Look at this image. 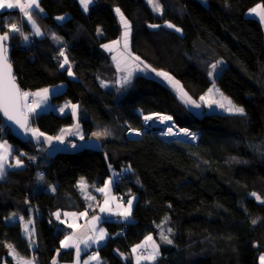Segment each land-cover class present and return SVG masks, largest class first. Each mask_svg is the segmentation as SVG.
Masks as SVG:
<instances>
[{"label": "trees", "instance_id": "1", "mask_svg": "<svg viewBox=\"0 0 264 264\" xmlns=\"http://www.w3.org/2000/svg\"><path fill=\"white\" fill-rule=\"evenodd\" d=\"M158 1L160 16L144 0H95L86 12L78 0H39L44 17L33 15L45 35L31 38L28 47L10 35L8 60L21 92L63 84V92L51 101L78 105L84 136L99 147L49 156L30 135L26 141L14 139L0 118V141L12 147V161H21L20 168L8 169L0 179V264H15L5 253L8 245L36 264L71 262L72 250L58 252L70 229L54 214L84 211L87 202L77 182L83 178L90 191L99 189L111 171L116 178L124 175L115 180L114 195L123 204L131 197L135 201L130 221L102 222L109 237L97 253L105 264H133L132 248L148 236L157 237L163 223L171 229L172 244L159 246L151 264H261L264 22L246 13L257 5L264 9V0ZM115 8L130 23L131 52L142 62L171 75L195 102L215 84L244 114H198L162 81L144 75H135L121 94L102 86L116 74L111 54L101 49L121 35ZM7 15L13 22L19 14L0 12V22ZM64 15L66 21H55ZM50 34L62 43L55 44ZM61 51L72 76L68 65L60 67ZM218 60L225 66L211 82L209 69ZM137 110L143 116H171L176 127L195 133L196 140L165 139L157 128L145 131ZM29 117L31 127L49 136L74 123L71 113ZM31 208L34 248L19 225L8 228L5 222L11 214L32 219Z\"/></svg>", "mask_w": 264, "mask_h": 264}, {"label": "snow or ice", "instance_id": "2", "mask_svg": "<svg viewBox=\"0 0 264 264\" xmlns=\"http://www.w3.org/2000/svg\"><path fill=\"white\" fill-rule=\"evenodd\" d=\"M92 2H93V0H81V4L84 7L85 11H87L88 5ZM149 3L153 4V10L154 11H162L161 5L158 3V0H149ZM15 7H19L20 10L24 13V16L27 17L28 22L31 23L33 33L37 36L42 35L40 28L37 26L35 20L33 19L32 15L30 14L31 12H34L35 9H38L40 7L38 0H27L26 4H21V0H0V10L13 9ZM258 9H260V5H257L256 8H253L250 11L259 15L261 22H264V9H261L259 11H258ZM116 12L120 17L121 24L124 28L121 39L124 41L125 50H127L128 49V38L130 35V30H131L130 24L125 19V17L123 16V14L120 12L119 9H116ZM57 19H63V17H57ZM167 26L169 28L174 27V25H172V24H168ZM21 27L22 26H17L16 24H11L10 25V31L5 32L3 35H0V112H3V114L7 117L8 120L13 121L17 125H19L21 128H23L25 131H31L32 136L38 138L39 136H43L44 134L40 133L37 129H31L28 127V122H29L28 113H35L37 108H40L41 103L37 102L35 107H32L31 105H29L27 103L21 104V100L23 99L24 101H27L30 94L28 92H21L20 89L18 88V86L15 82L16 77L13 75L12 66L8 60V47L4 43L5 41L9 40L11 33L19 32L21 35H23V33L21 31ZM150 27H159V25H151ZM175 30L177 32L181 31L180 28H176ZM23 39L25 41H27L28 36H23ZM54 39L59 40V37L54 36ZM118 43H119V41L113 42V44H118ZM103 47H105L109 51L112 50V47L110 45H103ZM60 55L64 57V60L60 64V67L64 68L65 65H68V75L72 76L73 72L71 69V65L69 64L68 57L65 55L64 51H61ZM113 59L115 60L116 57H113ZM133 59L135 61H139L140 63H143L142 61H140L139 57H134ZM144 67L147 68L148 66L145 65ZM212 67H213V69H215L216 65H213ZM135 68L137 70H143V69H140L139 64H136ZM118 70H119V64H118ZM126 72H127V74L125 76H123L121 81H120V83L122 85H126V84L130 83L131 79H132V69L126 68ZM156 74L158 76L163 77L171 85H173V87L176 88L177 91L180 93V98L186 104H193L197 108L200 107V105L197 104L195 101H193L191 99V97H188L187 93H185L183 91V89L181 87H179L178 82L173 80V78L168 73L157 72ZM211 74L212 73H209V75H211ZM101 85L106 87V85L103 82H101ZM213 92L220 96L219 100H216V99H207L206 100V98L204 96H202L200 99L205 101L207 104H209V106L211 104H216L218 107L224 109L225 111H227L229 113L240 114V115L244 114V112H245L244 108L236 106L232 102V100H230L228 97L224 96V94L222 92H220V90L218 88L215 87V84H213V88L209 89V93H213ZM31 95L41 97V102L46 101L48 98V95H49V89H43L40 92L33 93ZM70 106L72 108V114L75 117L77 114V107L78 106L77 105H70ZM25 110H27V111H25ZM60 111L63 112L64 108H61ZM157 118L160 120L161 123L172 120L171 116H166V115H160ZM144 120L146 122L153 120V116H151V115L145 116ZM78 127L79 126L77 125V128ZM62 131H64V130H62ZM180 132H182L186 137L191 136L193 139H195V133H191L188 129H180ZM104 134L106 135L107 133H104ZM176 134L177 133H173L171 127L168 128V131L166 133H164V135H169V136L176 135ZM94 135L99 137L101 135V133H94ZM136 135H140V133L136 132ZM45 139L50 142L53 138L52 137H46ZM56 139L63 142V136L56 137ZM81 139H83V137H81ZM0 149H4V151L0 152V176H2L5 172V165L7 164V161H8V151H7L6 144H0ZM21 155H23V154H21ZM16 163H17V165H20L21 161L18 159L16 161ZM79 183H80L82 190L86 189L87 185H86L83 178H81ZM110 184H111V180L106 182L105 187L103 189H98V191L105 192L109 188ZM252 195L256 196V193H252ZM256 198H257V200H260L259 196H257ZM127 203H128V207L125 208L123 211L119 212V215L124 217V218H128L131 215L132 200H128ZM107 205H108V201L106 200L105 201V207L101 208L102 212L103 211H111V209L108 208ZM56 215H57V218H59V213H57ZM22 219L23 218L21 217V220ZM99 219H100L99 217L93 218L94 221L99 220ZM255 222L256 221H253V223H255ZM168 232H171V229H168ZM30 235H31V233H30ZM105 235L106 234H105L104 230L100 229L99 234L95 236L94 240H93V237H87L81 242L84 243L85 246H87L89 240H93V242L103 240L105 238ZM160 238L162 241H164L168 244H172V240L169 238L168 235L164 234L163 232L161 233ZM73 239H74L73 237H66L65 240L61 241V247L62 248L69 247L70 246L69 241L73 240ZM146 241H152V244H151L152 251H151V253H149L147 255L138 256L137 257V264H140L141 260H147V261L154 262L160 254L159 253V246L157 244H155V242L153 241V238L151 236L146 237ZM8 247L10 250V254L13 255V257L17 260V264H34V260H23V258L19 257V255L16 253L15 249L11 245H8ZM143 247H144L143 244L137 245L135 248H133L132 251L135 253V252H137L138 249L143 248ZM76 248H77V256H79V253L81 251L79 244H76ZM91 259H97V258L92 257ZM260 260H261V264H264V256H261ZM85 264H88V261H85Z\"/></svg>", "mask_w": 264, "mask_h": 264}, {"label": "crops", "instance_id": "3", "mask_svg": "<svg viewBox=\"0 0 264 264\" xmlns=\"http://www.w3.org/2000/svg\"><path fill=\"white\" fill-rule=\"evenodd\" d=\"M94 1L95 0H93V2L88 5V8L94 3ZM38 2H39V0H38ZM26 3H27V0H23V2L21 1V4H26ZM78 3L80 5V8L84 11L85 9L81 4V0H78ZM10 11H16L23 18L24 25L27 27L28 31L30 32L28 34L30 36V38H32V39L34 37L35 38H42L45 35V32L43 33V31L41 29H40V31H41L42 35L37 36L33 33L31 23L28 22L27 17L24 16V13L20 10L19 7H15L13 9H4V10H2L1 13L10 12ZM84 12H86V11H84ZM33 13H37L38 15L44 17V13H43V11H41L40 7L38 9H35L34 12L30 13L32 15L33 19L35 20ZM56 18H55V21H56ZM35 22H36V20H35ZM36 24H37V22H36ZM37 26H38V24H37ZM50 36L53 38L55 44L59 45L62 43L60 39L59 40L54 39V36L51 34H50ZM45 89H49V95L47 98V100L49 101V98H50V96L52 97V94L56 95V94L63 92V90L65 89V86L63 84H59V85L52 86V87L45 88ZM40 91L41 90L33 91V93H37ZM26 92L29 93V91H26ZM39 100H40L41 106H40V108H37L35 113H32V114L35 115V114H39L42 112H48V111L53 110V109H51L53 106L47 107V104H46L47 100L41 102V97H39L38 102H39ZM62 103H64V102H62ZM59 104H61V103H59ZM34 107H35V96H34ZM68 112H72L71 106L70 107L68 106ZM57 113L62 114V113H59L58 111H57ZM78 120H74L73 124L78 123L77 125L79 126L80 123ZM71 127H73V126L62 128L56 136H49V135L44 134L43 136H39L38 138L37 137L33 138L32 136L31 137L35 142L44 144L45 153L48 155H49V152L63 151V149H62V147H60V145L62 143L67 144V142H72L71 143L72 144V151L79 150L82 148H98L99 147L97 142L95 143L92 141H88V142L86 141V138L84 136L82 129L80 130V128L79 127L77 128V126L73 127V128H71ZM62 130H64V131H62ZM59 136H63V142L56 139V137H59ZM46 137H52L53 139L49 142L48 140L45 139ZM81 137H83V139H81ZM77 139L78 140L80 139V142ZM0 144H6L7 151H8V161H7V164L5 165V172L8 169L20 168L21 165H17L16 161L11 160L12 147L6 142L0 141ZM2 151H4V149H0V152H2ZM5 172H4V174H5ZM4 174L2 176H0V179L4 176ZM110 178L109 179L111 180V184L105 192L98 191V188L90 191L88 188L89 185L86 184L87 185L86 189H84V192H81L83 197L86 199V202H87L86 203V209L84 211H82V212L64 211V212H59V218H57V216H56V219L58 220V222L61 225L70 229L69 233L64 237L63 240H65L66 237H73L74 239L69 241L70 246L67 248H62L61 243H60V249L58 251L60 253L61 251L72 250L73 251L72 261L69 263L56 261L54 264H85V261H88V264H105V262L99 257V255L97 253V250L107 241V239L109 237L106 229L102 226V222L104 220H111V221L114 220V221H119V222H123V223L127 222L124 219H121V217L118 213V210H119L118 205H120V201H119V198L116 195H114V193H113L115 175H113ZM104 187H105V184L99 189H103ZM105 199H107V201H108L107 206H108V208L111 209V211H103V212L100 211V209H101L100 206L102 205L103 202H105ZM116 208H117V210H116ZM97 212L102 213V216L101 217L96 216V215H98ZM33 215H34V213L31 215L32 216V219H31L32 222H31V220L29 221L30 222L29 230H31L32 234L34 232ZM95 216L99 217L100 219L94 221L93 218ZM18 217L21 219L20 216H18ZM22 220L27 221L28 219L23 218ZM29 222H28V224H29ZM20 227L22 230V234L23 235L26 234L23 230L24 226L21 225ZM100 229L104 230V232L106 234L105 238L103 240L93 242L95 236L99 234ZM87 237H93V240H89L87 246H85V244L82 243L81 241H83ZM76 244H79V247L81 249L79 256H77ZM141 244H143L144 247L140 248V249H144L145 255H146V251H148L147 249L149 248V246H151L152 242L146 241V239H145L139 245H141ZM34 247H35L34 240L32 239V248H34ZM132 250H133V248H132ZM92 257H96L97 259H91ZM151 263H153V262L147 261V260H141L140 261V264H151ZM133 264H137V259L134 260Z\"/></svg>", "mask_w": 264, "mask_h": 264}, {"label": "rangeland", "instance_id": "4", "mask_svg": "<svg viewBox=\"0 0 264 264\" xmlns=\"http://www.w3.org/2000/svg\"><path fill=\"white\" fill-rule=\"evenodd\" d=\"M22 2H23V0H21ZM145 1V3L151 8V10L153 11V13L154 14H156V15H162V13H163V7L161 6V8H162V11H154L153 10V4H151V3H149V0H144ZM158 3H159V1H158ZM203 3L205 4V1L203 0ZM160 4V3H159ZM161 5V4H160ZM116 9L117 8H115L114 9V14H115V16H116V18H117V21H118V23H119V25H120V28H121V35H120V37L117 39V40H113V41H111V42H108V43H106V44H104V45H110L111 47H112V50L111 51H109V50H107L105 47H103V45L101 46V49L103 50V51H105V52H109L110 54H111V57H112V61H113V65H114V68H115V77H114V79L112 80V81H105V82H103L105 85H106V87L105 88H108V89H111V90H113V91H116L118 94H121V93H123V91L125 90V88L127 87V86H129L130 85V83H128V84H126V85H122L121 83H120V81H121V79H122V77L123 76H125L126 74H127V72H126V68H131L132 69V79H133V77L135 76V75H144V76H148V77H154V78H156V79H158V80H160V81H162L164 84H166L168 87H170L171 89H172V91L175 93V95L184 103V104H186L181 98H180V93L177 91V89L176 88H174L173 87V85H171L166 79H164L163 77H161V76H158L156 73L157 72H162V71H156V70H153V69H151L148 65V67L147 68H145L144 66L146 65V63H140L139 61H135L133 58L134 57H136L132 52H131V38H130V35H131V30H130V35H129V38H128V49L127 50H125V47H124V41L121 39V37H122V34H123V31H124V28H123V26H122V24H121V21H120V17H119V15L117 14V12H116ZM259 10H261V9H258V11ZM85 11V10H84ZM0 12H2V10H0ZM121 12V11H120ZM246 16L247 17H253V18H256V19H259L260 21H261V19H260V17H259V15H257L256 13H253V12H251L250 10L246 13ZM60 17H63V19H57L56 18V22L57 23H63L64 21H66L67 19H68V15H64V16H60ZM126 19V18H125ZM127 20V19H126ZM17 23H22V26H23V29H22V27H21V31H22V33H23V35H21L19 32H14V33H12L13 35H16V36H18V38L20 39V41L22 42V43H24V39H23V36H28V40L26 41V42H28V43H30L31 42V38H30V36L29 35H27L26 34V30H25V25H24V21H23V18L20 16V15H18V19L17 20H14L13 19V22H11V24H17ZM263 23V22H262ZM130 24V23H129ZM264 24V23H263ZM8 30V29H7ZM9 31V30H8ZM114 41H119V43L118 44H113V42ZM113 57H116V59L114 60L113 59ZM141 61V60H140ZM219 62V63H218ZM118 64H119V70H118ZM136 64H139V67H140V69H143V70H137L136 68H135V65ZM213 65H216V68L215 69H213ZM225 66V63L222 61V60H218L217 62H215V63H213V64H211V66H210V69H209V73H212L211 75H208V77H209V79H210V81L211 82H214L215 81V79H216V77L219 75V73L221 72V69L223 68ZM171 76V75H170ZM172 77V76H171ZM173 78V77H172ZM132 79H131V81H132ZM173 80H175L174 78H173ZM175 81H177V80H175ZM178 82V81H177ZM178 84H179V87H181L182 88V86L180 85V83L178 82ZM211 88H213V84H212V86L209 88V89H211ZM183 89V88H182ZM209 89L206 91V93L203 95L205 98H206V100L207 99H216V100H219L220 99V96L218 95V94H216V93H209ZM183 91L185 92V90L183 89ZM22 92H26V91H22ZM186 93V92H185ZM30 95H29V97H28V99H27V101H24L23 99L21 100V104H24V103H27V104H29V105H31V101L33 100V105H31L32 107H34V96L33 95H31L32 93H29ZM54 94H52V96H53ZM189 97V96H188ZM38 99H39V97H37V96H35V105H36V103L38 102ZM29 102V103H28ZM39 102H40V100H39ZM197 104H199L200 105V107L199 108H197V107H195L193 104H191L192 106H191V109L193 110V111H195L196 113H198V114H200V113H202V112H217V113H220V114H234V113H229V112H227V111H225L224 109H222V108H220V107H218L216 104H211L210 106H209V104H207L205 101H203V100H199L198 102H196ZM46 104H47V107H49V106H53L51 109H53L52 111H54V112H56L57 113V111L59 112V113H62L61 115H63V114H66V113H71L72 114V112H68V106L70 107V105H76V104H72V103H70V102H68V101H65L64 103H61V104H57V103H54V102H52L51 101V96H50V98H49V101L47 100L46 101ZM186 105H189L190 106V104H186ZM78 106V105H77ZM61 108H64V111L63 112H61L60 111V109ZM25 111H27V110H25ZM30 115H34V114H32V113H28V116H30ZM154 115H158V114H153V115H151V116H154ZM79 116H80V113H79V106L77 107V114H76V116L74 117L73 116V114H72V117H73V119L74 120H78L79 119ZM149 116V115H148ZM143 119V118H142ZM173 122V121H172ZM143 123H144V119H143ZM77 124L78 123H75V124H73V125H71V126H73V127H76L77 126ZM156 125V124H153L152 123V121L150 120V121H148V125ZM69 127V126H68ZM73 127H71V128H73ZM29 128H31V129H34L33 127H31V126H29ZM79 128H80V130L82 129V126L81 125H79ZM168 128L169 127H167L166 129H163V130H161L160 128H157L158 129V132H159V135L162 137V138H165V139H169L170 137L172 138V137H174V138H180L178 135H171V136H169V135H164V133H166L167 131H168ZM166 130V131H165ZM83 131V130H82ZM28 133L30 134V136H32V133H31V131H28ZM174 133V132H173ZM33 137V136H32ZM34 138V137H33ZM185 139V138H184ZM78 140V139H77ZM179 140V139H178ZM79 142H80V139L78 140ZM86 141L88 142V141H92V142H95L94 140H92V139H86ZM182 141H183V139H182ZM68 143V142H67ZM96 143V142H95ZM65 144L66 143H62L61 145H60V147H62V149L65 147ZM67 145V144H66ZM56 152H49V155L50 156H52V155H54ZM111 175L113 176V175H115V172L114 171H111ZM117 178L115 177V180H116ZM81 180V179H80ZM80 180L77 182V185H78V188H79V190H80V192H84V190H82L81 189V186H80ZM85 181V180H84ZM107 182H108V180H107ZM86 183V182H85ZM111 190V189H110ZM107 199H105V201H106ZM129 200H132V206H131V212H132V209H133V205H134V201H135V197H131ZM120 201V200H119ZM101 208H103V207H105V202H103L102 203V205L100 206ZM108 207V206H107ZM128 207V203H126V204H123L121 201H120V205H118V208H119V210H118V213L119 212H121V211H123L125 208H127ZM116 210H117V208H116ZM100 211H101V209H100ZM34 213V210L31 208V215ZM57 213H59V212H57ZM95 214V213H94ZM97 214L98 215H96V216H99V217H101L102 216V213H100V212H97ZM56 213L54 214V217H55V220H57L56 219ZM95 216V217H96ZM121 217V219H124L125 221H130V219H131V215L128 217V218H124V217H122V216H120ZM31 220V218L29 217V219L27 220V221H23V220H21L16 214H11L10 215V217L9 218H7L6 219V225H7V227L8 228H10V227H13V226H15V225H23L24 226V228H23V230H24V232L26 233V234H24V236H26V238L29 240V242L31 241V248H32V232H31V230H29V227H30V223L28 224V222ZM58 221V220H57ZM24 222V223H23ZM31 222H32V220H31ZM168 227H167V225H165L164 223L163 224H161L159 227H158V232H157V237H155V236H151L152 238H153V241H155V243L158 245V246H164L165 244H168V243H166V242H164V241H162L161 240V233L163 232L164 234H166V235H168L169 236V232H168ZM30 233H31V235H30ZM76 234V233H75ZM146 239V238H145ZM144 239V240H145ZM150 242H152V241H150ZM136 246H134L133 248H135ZM139 250H142L143 252L145 251L144 249H138L137 250V252L139 251ZM148 251H146V255L147 254H149V253H151V251H152V248H151V246H149V248L147 249ZM137 252H133V251H131L130 252V258H131V260H132V262H134V260L135 259H137ZM7 255H9L10 257H12L13 258V260H14V262H15V264H17V260L13 257V255H11L10 254V250H9V247H7L6 248V252H5ZM140 256H142V255H140ZM20 257V256H19ZM21 258H23V257H21ZM158 258V257H157ZM23 260H34L32 257H29V258H23ZM35 262V261H34ZM35 264V263H34Z\"/></svg>", "mask_w": 264, "mask_h": 264}, {"label": "built area", "instance_id": "5", "mask_svg": "<svg viewBox=\"0 0 264 264\" xmlns=\"http://www.w3.org/2000/svg\"><path fill=\"white\" fill-rule=\"evenodd\" d=\"M11 18H12V16L11 15H7L0 23H1V30L5 33V32H9L10 31V25H11V22H10V20H11ZM17 26H22V23L20 24V23H17L16 24ZM9 31H8V30ZM22 29H23V26H22ZM12 34V33H11ZM23 45L25 46V47H28L29 45H30V43H28V42H26L25 40H24V43H23ZM64 60V59H63ZM63 60H61V62H63ZM29 93H32L33 94V91H29ZM29 103V102H28ZM31 103V105H33V100L30 102ZM139 115H141L142 116V118L144 119V117L145 116H143L142 114H141V112L140 111H136ZM34 116V115H33ZM158 116H160V114H158ZM144 130L146 131V130H148V129H151V128H160L161 130H163V128L161 127V126H159V125H148V121L146 122L145 120H144ZM170 127L172 128V131L174 132V133H177L176 135H178L179 136V134H183L182 132H180V128H178V127H176L175 126V124L173 123V122H171V125H170ZM166 131V130H165ZM190 131V130H189ZM191 132V131H190ZM192 133V132H191ZM128 135H130V136H135L136 135V132H130ZM182 136V135H181ZM181 136H179L180 138H178L179 140H181L182 141V139H183V141H187V142H194L195 140H196V136H195V139H193L191 136H183V137H181ZM185 138V139H184ZM170 140H178L177 138H174V137H170L169 138ZM71 149H72V144H71V142H68L67 143V145L65 144V147L63 148V150H65V151H71ZM124 177V175H120V176H118L117 177V181H119V180H121V178H123ZM125 226L123 227V229L118 233V236H122L123 234H124V231H125ZM143 252L141 251V250H139L138 252H137V256H140L141 254H142Z\"/></svg>", "mask_w": 264, "mask_h": 264}, {"label": "water", "instance_id": "6", "mask_svg": "<svg viewBox=\"0 0 264 264\" xmlns=\"http://www.w3.org/2000/svg\"><path fill=\"white\" fill-rule=\"evenodd\" d=\"M0 19H1V16H0ZM3 34L4 33L1 31V28H0V35H3ZM4 43L6 44V46H8L9 40L5 41ZM8 52H9V48H8ZM12 72H13V75H14L13 67H12ZM15 82H16L18 88L20 89L17 81H15ZM0 118H1L4 126L8 129L9 133L11 134V136L14 139H16L18 141H26L28 139V137H29L28 131H25L23 128H21L19 125H17L13 121L8 120L7 117L3 114V112H0ZM30 123H31V120H30V117H29L28 127L30 126Z\"/></svg>", "mask_w": 264, "mask_h": 264}, {"label": "bare ground", "instance_id": "7", "mask_svg": "<svg viewBox=\"0 0 264 264\" xmlns=\"http://www.w3.org/2000/svg\"><path fill=\"white\" fill-rule=\"evenodd\" d=\"M157 117H158V115H154L153 116V120H151L153 124L159 125L163 129H166L167 127H170L172 120L171 121H166L164 123H161L160 120ZM179 136L183 137L184 134H179Z\"/></svg>", "mask_w": 264, "mask_h": 264}]
</instances>
